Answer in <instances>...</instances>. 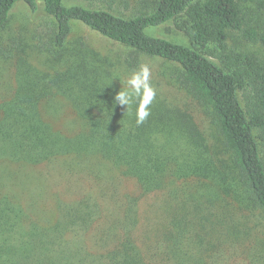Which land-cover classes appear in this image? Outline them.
<instances>
[{
	"label": "trees",
	"instance_id": "obj_1",
	"mask_svg": "<svg viewBox=\"0 0 264 264\" xmlns=\"http://www.w3.org/2000/svg\"><path fill=\"white\" fill-rule=\"evenodd\" d=\"M82 1L89 6L0 0V31L20 3L43 16L33 45L0 42V61L13 69L0 76V168L9 182H0V264H264V21H251L242 0H138L127 16L116 13L118 0ZM254 1L262 12L264 0ZM74 23L132 50L130 67L138 55L178 66L182 87L210 109L211 132L176 106L150 107L137 125L136 104L114 101L103 65L70 51ZM168 23L190 44L148 33ZM230 32L257 50L231 48ZM58 100L76 126L48 118ZM168 129L211 153L160 148L156 133ZM95 160L114 182L83 193L69 181L50 215L18 187L24 169L67 177L92 171Z\"/></svg>",
	"mask_w": 264,
	"mask_h": 264
},
{
	"label": "rangeland",
	"instance_id": "obj_2",
	"mask_svg": "<svg viewBox=\"0 0 264 264\" xmlns=\"http://www.w3.org/2000/svg\"><path fill=\"white\" fill-rule=\"evenodd\" d=\"M138 0H118L115 11L124 15H129L135 7ZM245 5L249 19L251 21H257L262 19L264 21V10L260 12L258 6L254 0H242ZM66 5H85L89 6L87 2L82 0H65ZM102 6H105L102 5ZM106 7V6H105ZM131 7L132 9H128ZM42 13L33 14L29 6L20 3L13 10L9 23L7 26L0 31V42L4 45H8L11 39H18L23 41L27 45H33L35 39L38 38V29L43 22ZM73 34L70 37L69 49L70 51L84 53L88 57V62H93L98 66H102L105 70V75L109 79V83L113 86L116 91L124 90L127 87V79L131 72L137 70L140 65L147 64L151 69V83L156 89L157 96L153 101L151 108H156L161 113H168L170 109L175 106L183 108L189 112L195 119L196 126L202 129L206 135L211 132L212 129V114L210 109L195 101L189 96L187 91L182 87L179 79L181 75L178 66L165 62L161 59L150 58L143 55L137 56V65L131 66L127 64V58L133 54V51L127 47L114 43L97 33L87 29L80 23H74ZM149 34L175 43L189 45L188 38L177 30L173 23L165 24L159 28L151 29L148 31ZM229 45L231 48H238L248 51H256L257 48L248 45L240 34V32L229 33ZM13 75V69L9 65H5L0 61V76L9 77ZM50 120L56 123L59 127L76 126V115L72 111L69 105L64 101H56L54 104L48 107ZM160 137V142L157 145L163 148V142L169 143L168 149L174 153H211V151L205 150L204 145L191 144L189 139H181L170 129L163 133H156ZM162 141V142H161ZM212 144V141H208ZM207 156V154L205 155ZM206 158L202 160L205 165H210V160L205 162ZM103 161H92L91 169L70 173L67 177L62 173H58L52 178L49 175H41L43 171L31 170L27 171L24 169L22 175L23 179L19 182V188L27 189L32 192L37 200V207L50 215L53 209H49V203L55 199L56 196L62 195L64 188L68 187L69 181H77L79 186L84 190L83 193H95L99 187H104L107 184H112L113 173L111 169H107L105 166L102 169ZM105 164V163H104ZM13 170H18L15 167H11ZM102 170V173L100 171ZM11 172V170H9ZM7 171L0 168V182L9 184L6 176ZM19 175V174H18ZM69 179V180H68ZM85 179V180H83ZM62 180L61 183L59 181ZM17 182V178L15 179ZM121 182H119V185ZM16 185L12 187L17 193L20 192ZM125 187V185H124ZM126 188H135L129 185ZM56 195V196H55Z\"/></svg>",
	"mask_w": 264,
	"mask_h": 264
},
{
	"label": "clouds",
	"instance_id": "obj_3",
	"mask_svg": "<svg viewBox=\"0 0 264 264\" xmlns=\"http://www.w3.org/2000/svg\"><path fill=\"white\" fill-rule=\"evenodd\" d=\"M151 69L147 64L130 73L127 79V87L120 90L114 97V101L128 109L136 104V123L143 124L151 115L150 106L156 99L157 92L151 83Z\"/></svg>",
	"mask_w": 264,
	"mask_h": 264
}]
</instances>
